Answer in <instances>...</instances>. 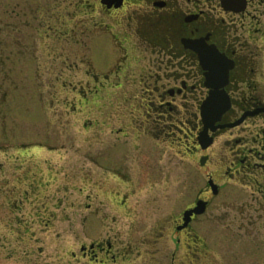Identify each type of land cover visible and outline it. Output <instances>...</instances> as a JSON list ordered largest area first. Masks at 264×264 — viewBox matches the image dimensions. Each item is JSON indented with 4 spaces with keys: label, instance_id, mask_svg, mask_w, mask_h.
Instances as JSON below:
<instances>
[{
    "label": "flooded vegetation",
    "instance_id": "obj_1",
    "mask_svg": "<svg viewBox=\"0 0 264 264\" xmlns=\"http://www.w3.org/2000/svg\"><path fill=\"white\" fill-rule=\"evenodd\" d=\"M80 1L61 10L55 39L108 49L101 79L121 69L124 78L104 92L133 89L125 98L136 125L111 128L115 138L82 141L70 154L57 186L70 196L55 198L40 221L47 230L81 225L73 249L63 253L60 233L6 234L0 248L16 242L22 250L0 262L21 254L22 264H264V0ZM113 109L105 106V117ZM134 134L139 141H129ZM173 150L186 173L184 207L175 214L157 206L146 217L134 195L156 176L157 155ZM67 204L71 213L59 218ZM211 209L226 213L209 224Z\"/></svg>",
    "mask_w": 264,
    "mask_h": 264
},
{
    "label": "rangeland",
    "instance_id": "obj_2",
    "mask_svg": "<svg viewBox=\"0 0 264 264\" xmlns=\"http://www.w3.org/2000/svg\"><path fill=\"white\" fill-rule=\"evenodd\" d=\"M69 1L0 0V246L6 234L60 233L63 253L73 249L75 233L83 235L81 225L57 222L47 230L44 221H40L49 215L46 208L54 207L55 198L70 196V189L57 192V186L65 182L64 174L70 172V154L82 141L115 138L109 133L111 128L124 127L129 132L130 124L136 125V114L130 112L131 102L125 98L134 96L133 89L127 85L118 91L104 92L110 90L109 85L118 88L124 78L121 69L101 79L100 74L110 70L108 49L102 46L86 50L85 45L57 43V18L63 14L61 10L70 13L73 9L67 7ZM95 76L99 78L97 88L86 97ZM105 106L114 108L107 112V118ZM83 123L89 128L85 129ZM129 141L139 140L134 134ZM155 164L156 176L134 195L140 196L137 204L149 210V218H155L153 211L157 206L163 210L171 206L176 214L184 207L186 191L181 155L175 150L172 154L159 153ZM56 167L60 169L57 172ZM146 196L155 199L145 203ZM67 206L63 212V208L57 210L59 218L71 213ZM221 213L226 212L211 209L204 219L209 223ZM149 218L142 221L143 227H149ZM212 230L214 233L213 226ZM16 245L11 242L4 251L0 248V256L4 257L5 251H21ZM53 249L54 243L48 245L46 241V252L51 255ZM20 255L0 264H22ZM60 260L61 264H69L67 258Z\"/></svg>",
    "mask_w": 264,
    "mask_h": 264
},
{
    "label": "water",
    "instance_id": "obj_3",
    "mask_svg": "<svg viewBox=\"0 0 264 264\" xmlns=\"http://www.w3.org/2000/svg\"><path fill=\"white\" fill-rule=\"evenodd\" d=\"M217 99L214 97L213 99H212V105L211 106H214V105H216V104H214V102L216 101ZM205 115H206V118H207V120L212 116V112L211 111H208V110H206V112H205ZM202 206L199 208V209H195L194 211H196V212H200L201 210H202ZM186 214V213H185Z\"/></svg>",
    "mask_w": 264,
    "mask_h": 264
}]
</instances>
